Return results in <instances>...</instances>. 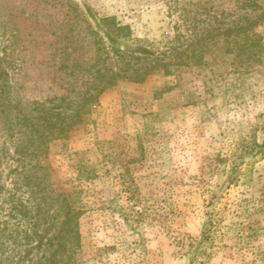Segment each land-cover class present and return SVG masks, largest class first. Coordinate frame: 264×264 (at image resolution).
<instances>
[{
    "label": "rangeland",
    "instance_id": "rangeland-1",
    "mask_svg": "<svg viewBox=\"0 0 264 264\" xmlns=\"http://www.w3.org/2000/svg\"><path fill=\"white\" fill-rule=\"evenodd\" d=\"M236 1L0 0L1 264H47L67 209L79 213L70 264H264V19L257 57L206 36ZM99 75L113 84L81 124L31 143L18 114L38 123L31 101L74 82L77 103ZM8 193L31 216H8Z\"/></svg>",
    "mask_w": 264,
    "mask_h": 264
},
{
    "label": "trees",
    "instance_id": "trees-1",
    "mask_svg": "<svg viewBox=\"0 0 264 264\" xmlns=\"http://www.w3.org/2000/svg\"><path fill=\"white\" fill-rule=\"evenodd\" d=\"M257 0H237L233 3L232 9H229L228 12L221 11L218 15H212L211 21H209L211 30L207 33L206 36L212 37V41L210 42L211 46L216 45L217 39L219 37H225L226 41H229L232 46H236L238 48L237 56L239 57H257V54L261 50V45L257 37L254 34H251V28L254 27L261 19H264V9H261V13L257 15L255 19H248L247 17V9H251L250 12H254L256 10H260V7L257 5ZM237 11H246L244 17H239L241 22H245L244 25L240 23H232L229 27H227L224 31H220L219 27L221 25L220 19L226 20L225 17H231V15L235 14ZM239 21V22H240ZM106 22V21H105ZM109 22V21H108ZM123 27L118 26L115 23L111 24V28L107 27V30L110 32L118 40H124L128 38L125 35H121L123 31ZM196 28H193L195 30ZM177 39H180L179 37ZM205 38L200 39L198 42H195V46L200 48V52H202L205 47ZM219 42V41H218ZM188 49V47H186ZM175 51V50H174ZM171 51V53H175ZM176 57L181 55V53H175ZM196 52L193 51L192 58ZM199 59H201L198 56ZM74 67H77L75 65ZM160 67L165 69V73L168 74L169 65L161 64ZM152 70H156L155 67L146 68L144 71V75L148 76ZM99 74V71H98ZM2 76V75H1ZM73 76V75H69ZM138 75V73L136 74ZM97 78V83L91 87V85L85 83V91L80 94L79 102H74L70 99L69 94L75 93V85L74 82L66 83L64 85L65 95L62 96H51L45 99L46 104L39 101H31L33 105H35L32 111H36L38 114L39 121L38 123H33V119L29 116H26L23 112L18 114L19 123L24 128L29 129V134H31V143H39V145L43 144L46 141V136L49 138H64L67 133L71 131V129L75 128L77 125L81 124L82 118L85 113L89 112V108H87L88 104L96 102V97L100 95L107 87L112 86L113 78L109 77V79L105 80V75H99ZM134 80H142V79H134ZM95 92V93H94ZM4 93V91L2 92ZM1 99V97H0ZM4 100L0 103V106L4 107ZM27 103V101H26ZM30 103V101H28ZM3 107L1 111H3ZM62 109L64 113H58L57 111ZM67 110L71 111L69 113ZM68 112V114H66ZM70 114V115H69ZM84 119V118H83ZM35 140V141H33ZM35 151H39L34 148L31 152H22L20 149H15L14 154L16 158L11 157V160L14 162H22L20 156H26L27 154H34ZM9 194V199L7 200L11 203V207L8 212V216H14L15 213H18L24 217L31 216L32 210L28 206V201H21L22 199L17 198L12 193ZM34 199V198H32ZM39 205V203L37 204ZM39 212H35L36 216L41 214ZM79 213L73 212L71 209H67L65 212L64 221L61 223V227L59 229L57 235V247L55 251L51 254V256L47 259V264H70L73 260L74 251L79 246V234L77 230V216ZM32 223V222H31ZM36 225V223H32V226ZM22 232V231H21ZM25 232V231H24ZM18 235V234H17ZM56 238V237H55ZM27 237H24V240H27ZM29 243H26L28 245ZM17 261L11 262V264H23L21 258L16 259ZM1 264V263H0Z\"/></svg>",
    "mask_w": 264,
    "mask_h": 264
}]
</instances>
